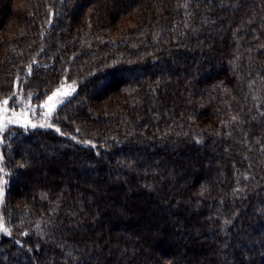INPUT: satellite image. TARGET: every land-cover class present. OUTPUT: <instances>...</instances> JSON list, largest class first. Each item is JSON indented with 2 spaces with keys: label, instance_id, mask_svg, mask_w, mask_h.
<instances>
[{
  "label": "trees",
  "instance_id": "obj_1",
  "mask_svg": "<svg viewBox=\"0 0 264 264\" xmlns=\"http://www.w3.org/2000/svg\"><path fill=\"white\" fill-rule=\"evenodd\" d=\"M65 81L0 264H264V0H0V100Z\"/></svg>",
  "mask_w": 264,
  "mask_h": 264
},
{
  "label": "rangeland",
  "instance_id": "obj_2",
  "mask_svg": "<svg viewBox=\"0 0 264 264\" xmlns=\"http://www.w3.org/2000/svg\"><path fill=\"white\" fill-rule=\"evenodd\" d=\"M78 85L74 81H65L56 88H54L50 93H48L41 101L38 103H33L29 98L25 97L23 95V92H15L13 97H6L1 99L0 101L4 99H9V104L6 106L9 115L0 117L4 121L2 130H0V189L3 190V196L0 197V222L3 223L4 227L7 228V232H0L1 233H10L11 228L8 226L7 218L4 214V204L6 199V190L8 185V172L5 169L4 161H3V155H2V145L4 143V139L6 136V133L10 132L12 130V127H24V128H33L30 126V124H36L37 126L45 125L43 127H48L47 125H52V119L54 113L58 110V108L71 96L74 95V93L77 91ZM59 92L61 95L54 97V100L50 102V106L52 103H56V108L52 111V114L50 116H46L45 113L49 111L48 108L42 107L47 101L48 97L51 96L54 92ZM63 93H69L68 96H64ZM60 101H63V103H60ZM33 109L32 112H29L28 109ZM15 114V116L18 118L17 123H8L7 121L12 118V114ZM28 121H30V124L28 126H25ZM51 126V127H52ZM41 127V126H40ZM20 188H23L22 186Z\"/></svg>",
  "mask_w": 264,
  "mask_h": 264
},
{
  "label": "snow or ice",
  "instance_id": "obj_3",
  "mask_svg": "<svg viewBox=\"0 0 264 264\" xmlns=\"http://www.w3.org/2000/svg\"><path fill=\"white\" fill-rule=\"evenodd\" d=\"M61 95V93L59 92V90H57V92H54L51 96L48 97V101L42 106L44 108H48L49 111L47 113H45L46 116H50L52 114V111L56 108L57 104L56 103H52L50 106V102H52L54 100V97H57ZM64 96H68L69 93H63ZM30 99V97H29ZM60 103H63V101H60ZM9 104V99H4L2 101H0V117H4V116H8V110H7V105ZM29 112H32L33 109L29 108L28 109ZM8 123H17L18 122V118L15 116V114H12V118L10 120L7 121ZM4 121L2 119H0V130H2V126H3ZM28 124H30V121H28V123L25 126H28ZM31 127H37L36 124H30ZM41 127L45 126V125H40ZM48 127H51L52 125H47ZM56 131H59V129H56ZM3 196V190L0 189V197ZM7 228L4 227L3 223L0 222V232H7Z\"/></svg>",
  "mask_w": 264,
  "mask_h": 264
}]
</instances>
